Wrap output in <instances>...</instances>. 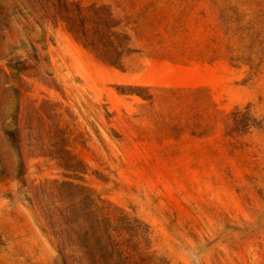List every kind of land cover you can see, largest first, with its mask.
<instances>
[{"label": "rangeland", "instance_id": "rangeland-1", "mask_svg": "<svg viewBox=\"0 0 264 264\" xmlns=\"http://www.w3.org/2000/svg\"><path fill=\"white\" fill-rule=\"evenodd\" d=\"M0 264H264V0H0Z\"/></svg>", "mask_w": 264, "mask_h": 264}]
</instances>
